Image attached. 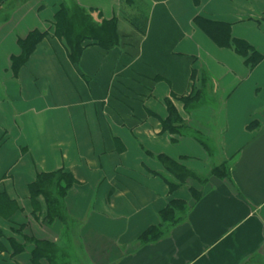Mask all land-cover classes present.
<instances>
[{"label":"crops","instance_id":"crops-1","mask_svg":"<svg viewBox=\"0 0 264 264\" xmlns=\"http://www.w3.org/2000/svg\"><path fill=\"white\" fill-rule=\"evenodd\" d=\"M143 1L134 48L90 45L75 63L55 34L61 6L99 27L120 0H0V264H264V0ZM197 16L262 61L215 43ZM34 31L45 37L14 71ZM161 156L195 178L180 184ZM61 170L76 184L50 221L30 187ZM172 201L186 203L175 225L161 220ZM151 227L164 236L141 241Z\"/></svg>","mask_w":264,"mask_h":264},{"label":"trees","instance_id":"trees-1","mask_svg":"<svg viewBox=\"0 0 264 264\" xmlns=\"http://www.w3.org/2000/svg\"><path fill=\"white\" fill-rule=\"evenodd\" d=\"M154 1L162 2L166 0ZM193 1L195 5H200L201 0ZM130 3L136 6L139 12L138 16H133L131 18L130 23L136 30L144 35L147 29L150 7L143 0H127V4ZM74 12H77V15L72 16V12H69L68 8L62 5L59 13L55 17L54 27L56 36L65 43L69 50L70 59L75 63L80 61L81 55L87 46L96 45L102 50L109 51L116 47H120L121 43L129 38H127V34L120 31L116 18L111 21H104L103 24L98 27L93 25L90 18L80 9L76 8ZM88 18L90 22L87 21ZM195 24L221 47H233L237 54L248 58L247 63L252 67L257 66L262 61L263 56L248 42L232 38V28L230 25L207 20L200 16L195 18ZM44 37V34L34 31L26 39L20 41L22 53L19 57L13 58L12 60L14 71H18L28 61L29 57L36 50L38 44ZM125 42L128 46L132 48L135 47V41H133V39L130 40V42L129 40ZM175 119V111L174 109H170L169 119L164 124L167 130L171 132L176 131L173 125V120ZM159 159L180 184H184L190 177L193 178L195 176L192 172H189L167 157L161 156ZM221 171L223 170L216 169L214 172L220 175ZM75 184L76 182L72 176L61 170L53 174H39L37 180L31 185L30 189L33 196L37 197L42 195L45 197L48 207L47 218L50 221H54L56 218H62L63 200ZM169 186L173 191L179 188V185L174 183H169ZM185 206L186 203L184 202L172 201L161 213L162 222L175 225L183 221L185 217L177 219L176 213L178 211H184ZM164 234V231H161L158 227H151L142 235L141 241L145 243L158 241ZM36 257L37 255L35 253L34 258Z\"/></svg>","mask_w":264,"mask_h":264},{"label":"rangeland","instance_id":"rangeland-1","mask_svg":"<svg viewBox=\"0 0 264 264\" xmlns=\"http://www.w3.org/2000/svg\"><path fill=\"white\" fill-rule=\"evenodd\" d=\"M76 8L77 7H75L72 4H71V7L68 8L69 12H72L71 13L72 16L73 15L74 16L77 15V12H74V10ZM118 8H119V15H118L119 19H117V21H118V23H120L121 31L124 32V34H127V32L128 33L129 32H131V33L133 32V33L137 34L135 31L132 30L133 26L130 23L131 18L133 16H138V14H139V12L136 9V6L132 5V3L127 4V0H120ZM89 18L87 19L88 22H90ZM139 35H140V33H139ZM138 39H139V36H138V38L135 39V41H138Z\"/></svg>","mask_w":264,"mask_h":264}]
</instances>
